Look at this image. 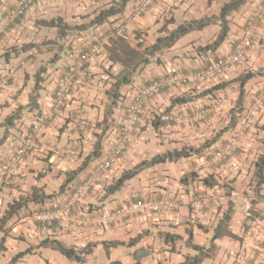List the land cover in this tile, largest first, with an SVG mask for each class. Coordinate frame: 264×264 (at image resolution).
<instances>
[{
	"label": "crops",
	"instance_id": "crops-1",
	"mask_svg": "<svg viewBox=\"0 0 264 264\" xmlns=\"http://www.w3.org/2000/svg\"><path fill=\"white\" fill-rule=\"evenodd\" d=\"M138 1L132 0L122 15L110 18L103 25L80 32L73 39L72 50L66 47V40L63 39L58 46L48 45L49 39H55L58 36L57 29L40 26L36 24V21L62 16L64 20L72 24L82 20L83 15L89 13L93 15L94 11L108 5L106 0H39L24 17L1 34L0 75H9L11 82L0 93V127L3 130L6 129L5 132L8 135L5 142L0 145V161L8 158L11 151L13 152L17 147H14V144L10 149L6 146L11 136L17 138L20 145L32 134L40 148L24 158L19 174L12 177L2 176L0 217L13 200L30 194L34 188L40 192L55 195L43 204L29 203L16 217L22 223L13 227L9 224L7 235L0 232V242L3 240V247H0V264H180L187 254L195 253L186 244L189 236L194 243L200 245L208 246L211 243L214 227L227 207L223 200H227V203L232 201L234 204L231 229L241 239L236 240L228 236L216 239V255L205 259L202 264H251L256 252L255 246L262 240L264 233V217L250 222L248 231L244 228L252 198L248 200L242 196L233 197L221 192L213 194L216 189L204 186L199 178L188 184L178 182L183 175L178 177L176 173L184 174L192 170L203 172L204 169L200 166L206 164V155L209 154L207 151V154L201 157L193 156L178 162L162 163L148 168L113 194L107 195L106 189L122 172L144 159H150L149 154H146L149 152L147 145L144 141L141 143L139 138L152 128L158 136L156 142L152 141V149H155L152 155L181 148L183 144L195 147L215 137L217 139L213 148L217 150L225 145L234 129L229 128L228 124L240 96V79L249 71L253 74L244 85V108L251 107L264 94V73L260 71L264 68V49L255 42L258 37L260 40L264 33V24L261 25L243 65L228 69L216 82L167 88L156 98L146 102L132 124L127 151L112 170L97 173L96 163L108 151L114 140V134L107 138L108 129L104 133L100 126L89 130V127L80 124V120L89 119L93 122L92 125L106 118L108 123L112 120L121 122L125 115L126 101L131 100L138 89L153 78L178 70L194 72L203 68L209 60L229 53L237 38L243 34V25L247 18L246 15H240L244 13L246 3L233 14L230 33L224 44L216 51L199 50V47L208 43L213 35L214 38L217 36L220 30V7L227 0H212L211 3L209 0H154L142 16H135L133 11ZM16 2L17 0H0V15ZM165 16H173L176 23L205 16H214V18L211 25L185 35L172 48L162 52L159 55L161 62L152 60L145 66L135 76L131 85L122 88L125 102H119L108 115L109 97L106 91L114 81L109 73L117 74L123 68L120 62H114L112 56H109V46L112 37L116 35L117 28L123 25L127 29V38L132 46H137L139 41H145L149 45L160 34ZM98 39L106 43L104 56L92 61L82 73L74 76L73 92L67 100L63 102L56 100L55 91L64 69L75 62L81 50ZM26 43L40 44V50L37 47L21 53L12 50ZM50 53L53 54L52 57ZM39 71L42 78L35 100L36 106L33 107L30 97L34 93L36 74ZM257 71L260 73L257 74ZM220 82L226 85L219 89L213 87ZM181 95L200 96L193 101L171 106L172 98ZM218 99H221L220 103H217ZM203 108L210 109L209 113L202 121H195L194 115ZM165 111L182 114L185 122L181 125L159 124V127L155 128L153 117ZM39 113H45L48 116V122L41 130L35 132L32 125ZM9 116H13L10 124L6 123ZM252 120L263 123L264 108ZM250 127L253 126L250 125ZM249 128L240 138L233 160L243 156L245 148L240 141L247 138ZM99 135L102 139V156L91 161L62 189L67 173L82 165L86 156L93 151ZM2 136L0 132V138ZM187 160L194 163L190 164ZM240 161H235L237 168H240L238 166ZM182 163L187 164L182 166ZM215 164L216 167L223 168L233 166L234 162L230 159L221 163L215 162ZM221 171H214L217 178L218 175L225 176L229 170L219 173ZM209 172L213 173V171ZM204 175L206 173H202L200 177ZM169 176L173 178H168ZM88 179L95 181V188L77 203L75 207L77 215L86 213L89 208V213L95 217L103 210L115 208L137 198L171 197L175 200L176 206L171 210L138 215L130 221L116 222L107 230L98 229L92 224L78 228L72 222L52 227L27 222L33 210L50 207L54 203H64L68 199L69 186ZM175 179H177V185L172 184ZM199 195L205 198V205L198 221L192 222L189 217L190 203ZM166 233L177 234L181 238L168 243L164 238ZM47 236L58 237L66 245L77 249L92 243L93 252L87 256L84 263L70 260L58 250L38 247L40 241ZM136 237L139 238L129 244ZM116 240L125 244L111 248L107 252L103 243ZM25 245H27L26 248H24ZM26 249H30L31 252L16 258L12 263L13 257ZM174 254L178 257L175 258Z\"/></svg>",
	"mask_w": 264,
	"mask_h": 264
},
{
	"label": "trees",
	"instance_id": "trees-1",
	"mask_svg": "<svg viewBox=\"0 0 264 264\" xmlns=\"http://www.w3.org/2000/svg\"><path fill=\"white\" fill-rule=\"evenodd\" d=\"M131 1L132 0H111L108 3V5H106L103 8H100L98 11H95L93 15H84L83 17L85 18L89 17V21L87 22L74 23L72 25L66 20H64L62 16H57V17H53L50 19H38L36 21V24L40 26L56 28L58 37L60 39L65 40L70 35L79 34L80 32L88 30L91 27L103 25L106 22H108L110 18L122 15L125 12L127 5ZM247 1L248 0H227L222 3L220 7V11H219L220 30L213 41H210L206 43L205 45L200 46L199 50L216 51L224 44V42L228 39V36L230 33L231 22H232L231 18L233 14L236 13L243 5H245ZM209 2L211 3L212 0H209ZM213 18L214 16L213 17L205 16L201 18H192L190 20H185V21L176 23V19L173 16H165L164 24L160 28V34L149 45L146 44L145 41H139L137 46H132L128 41L126 28L123 34H118L117 32H115L116 35L112 37L111 45L109 46V50H110L109 56L110 57L112 56V59L114 60V62H120L123 68L117 74L109 73V76L112 77L114 81H112L111 87L107 89L106 91L109 97L107 114L109 115L112 112L113 108L116 107L119 102H125L124 101L125 97H124V94L122 93V88L124 86L131 85L134 82L135 76L140 71H142L145 68V66L150 64L152 60L161 62L159 55L162 52L172 48L177 43V41L180 38L184 37L185 35L193 31L202 30L206 28L207 26L211 25L213 22ZM18 20L14 24H16ZM243 26H245V23ZM258 40H259V37H258ZM98 42H100L99 39L91 43L90 46L84 48L80 52L89 50L92 47V45ZM39 46L40 44H37V43H26V44L21 45L19 48H14L12 50L14 52L16 51L17 53H21L31 48H36ZM105 46H104L103 54L98 56L96 59L104 56V52H106ZM89 64L86 65L85 69L88 67ZM173 72H170L163 76L170 75ZM249 76L250 75H245L240 79L241 80V92L237 100V103L233 108V112L231 113V120L228 124L229 128H235V129L237 128L239 119L242 113L244 112L243 110L244 93L243 92H244V85L246 81L248 80ZM41 78H42L41 71H39L36 74V84H35L34 91H33L34 93H32L30 97L31 105L33 107L36 106L35 100L38 95L37 93L40 90ZM225 85L226 83L220 82L214 85L213 87L219 89V88L224 87ZM198 96L200 95H194V96H182L181 95V96L173 97L171 106H174L176 104H184V103L193 101ZM236 107H237V110H235ZM171 112L172 111H165L161 114L171 113ZM175 113H178V112H175ZM161 114L155 115L153 117V123H154L155 128H158L159 124H173V125L182 124V123H177V122L162 121L160 118ZM125 116L126 115H124V119H125ZM12 118L13 116H9L6 120V123L10 124L12 122ZM106 119L101 122H96L95 126L96 127L100 126L103 133L108 129L107 138H110V135L113 133L114 140H115L116 132L118 131L120 123L124 119L121 122H116V120H112L110 123L106 122ZM7 138H8V135H7V132H5L3 136L0 138V145H2ZM216 139L217 137L213 139H209L199 144L197 147L182 146L181 148L169 149L165 152L157 153L153 155L150 159H144L140 161L139 163H137L134 167L122 172L115 180H113V182L107 187L106 194L107 195L113 194L121 190L128 181L136 177L142 171L148 168H151L157 164L178 162L182 159H186V158L193 157V156L201 157L206 153V151H209L210 149H213L215 151L216 149L213 148V144L216 142ZM114 140L112 141V143L114 142ZM129 141L130 140H128L127 145H129ZM127 145L125 149H127ZM101 154H102V139H101V136L99 135V138L94 144L93 151L89 155L86 156V158L84 159L80 167L67 173L66 182L62 185L61 188L64 189L67 183L74 180L77 177V175L91 161L99 159L102 156ZM255 176L257 178V188L260 189L264 185V153L255 160ZM196 178H199L202 181L203 185L209 188H215L217 186H220L221 184L218 178L215 175H213V173L200 177V174L196 171H191L190 176L189 175L182 176L180 181L182 183L188 184L190 183V181L192 182ZM82 182L74 183L73 185L69 186L68 199L66 201H68L71 198L75 187L81 184ZM225 186H226L225 184H222V187L225 188ZM228 194L231 195L232 191H229ZM54 195L55 194H46L44 192H40L37 188H34L30 194L26 196H21L20 199L13 200L12 203H10L7 209L5 210L4 214L0 217V232H3L4 234L7 235L9 232V228H10L9 222L14 217H17L19 213L29 203L43 204L48 199H51ZM60 204L62 203H54L50 207H43L40 209H50ZM76 212H77L76 208H74V214H77ZM86 212H90V209L88 208ZM233 214H234V204L232 201H229L228 206L224 210L222 217L218 221L217 225L214 227L212 240L208 246L194 243L191 239V236H189L186 241V244L187 246L192 248L195 251V253L187 254L185 256V260L180 264H202L205 259L213 258L217 252V245L215 243V240L218 238L228 236L236 240L241 239V237L235 234L231 229V221L233 218ZM262 217H264V214H261L260 210L256 208V205L252 203L248 209L247 219L255 220L257 218H262ZM247 219H246V222H247ZM36 224L47 226V227H52V226L58 225L59 223H52V224L36 223ZM138 238L139 237H136L133 241H130L129 244H132ZM164 238L166 242L172 243L176 239L181 238V236L177 234H173V233H166L164 235ZM103 244H104L106 251L109 252L111 248L118 247L119 245H123L125 243L122 241L116 240V241H105ZM1 246L3 247V240L2 242H0V247ZM93 246L94 245L92 243H89L85 247L77 249L73 246L66 245L58 237H51V236H47L43 238L38 244V247L52 248V249L58 250L60 253H62L64 256H66L70 260H75V261L82 262V263L86 261L88 255L92 254ZM30 252H31L30 249H26L25 251L16 254L12 259V263L15 261L16 258L20 256H24Z\"/></svg>",
	"mask_w": 264,
	"mask_h": 264
},
{
	"label": "built area",
	"instance_id": "built-area-1",
	"mask_svg": "<svg viewBox=\"0 0 264 264\" xmlns=\"http://www.w3.org/2000/svg\"><path fill=\"white\" fill-rule=\"evenodd\" d=\"M39 0H17L15 5L8 8L0 15V36L10 25L18 19L24 17L26 13ZM154 0H139L134 8L133 14L141 16L148 10ZM264 24V5L256 8L246 19L243 34L237 38L231 51L227 54H221L208 61L203 68L194 72L175 71L170 75L156 77L149 83L143 85L133 95L131 100L126 101L125 119L120 123L116 132L115 140L108 148L106 154L96 163V172L104 173L112 170L120 159L128 143L132 124L142 111L144 105L149 100L156 98L163 90L176 86H197L201 84L213 83L221 77L230 68L243 65L249 49L254 45L261 25ZM116 32L123 34L125 27L120 25ZM105 42H98L87 50L80 52L75 62L70 64L63 71V76L55 91V99L58 101L67 100L73 92L72 79L75 75L82 73L87 64L96 60L103 54ZM11 82V77L7 74L0 75V93L6 89ZM221 99L217 100L220 103ZM264 108V94L256 102L242 113L237 128L229 137L224 146L214 151V160L217 163L225 162L234 156L237 144L250 126L252 119L261 113ZM210 109L203 108L194 115L195 121H202L209 113ZM162 121L184 123L185 117L182 114L171 112L160 115ZM48 122V116L45 113H39L32 125L33 131L37 132ZM80 124L89 127L92 122L89 119H81ZM40 148L39 143L32 134L26 137L16 149L9 154L8 158L0 161V190L3 182L2 176L12 177L20 173L21 165L25 157L31 155ZM95 188V181L88 179L75 187L71 198L50 209H36L27 218L29 223L64 224L72 222L78 228H84L90 224L101 230L109 229L114 223L120 221H130L135 216L147 215L149 213H158L163 210L175 208V200L171 197L162 199L139 198L124 202L115 208L103 210L97 216H92L89 212H83L79 215L74 214V208L78 201ZM205 198L202 195L195 197L190 203V220L196 222L199 219ZM264 232V229H263ZM255 255L251 264H264V233L262 240L255 246Z\"/></svg>",
	"mask_w": 264,
	"mask_h": 264
},
{
	"label": "rangeland",
	"instance_id": "rangeland-1",
	"mask_svg": "<svg viewBox=\"0 0 264 264\" xmlns=\"http://www.w3.org/2000/svg\"><path fill=\"white\" fill-rule=\"evenodd\" d=\"M106 3H109L111 0H106ZM208 1V0H206ZM260 5H264V0H248L247 1V5L246 8L244 9V13L240 14L241 16L246 15V17H248L256 8H258ZM95 12V11H94ZM93 12V13H94ZM86 15H91V13L86 14ZM84 16V15H83ZM82 16V20L77 21V22H73L72 25L74 23H81V22H87L89 21V17H83ZM79 34H73L70 35L68 38H66V47H70L71 50L73 49V47L71 46V44L73 43V39ZM212 36V34L210 35ZM214 35L208 40L209 41H213ZM47 41V40H46ZM60 41H62V39H60L58 36L55 37V39H49L48 40V45L52 44L54 46H58L60 44ZM256 44H258V46L261 49H264V33L261 35L260 40H256L255 41ZM37 49L40 50L39 47H37ZM56 49V48H55ZM50 56L53 54L50 53ZM51 56V57H52ZM55 56V55H54ZM260 71H263L264 73V68ZM260 71H257L256 73L259 74ZM246 75H253L251 74V71H249L248 73H246ZM164 91V90H163ZM246 108H243V110H245ZM235 110H237V107L235 108ZM257 121V122H255ZM93 123V122H92ZM251 126L249 128L248 131V135L247 138L244 140H241L240 142L242 143V147L245 148L244 152H243V156L238 159L240 162L238 164V166L240 168H237L235 165V163L238 161L236 160V158L233 160V158L235 157V153L234 156L232 157V161L234 162L233 166L231 167H216L215 164V160H214V150L210 149L209 151H207L206 159L205 162L206 164H202L201 169H204L202 173H206L207 174H211L209 171H213V175H215L214 171H224L226 169H228L229 171H227V174L225 176H221L218 175V180L221 183L220 186L215 187V191L213 192V194H218V193H227L229 191H232L231 196L233 197H238V196H242L244 198H247L248 200H251L250 198H252L250 203H254L256 205V208L260 210L261 214H264V185L258 189L257 188V178L255 176V160L264 153V122L263 123H259V120H252L250 123ZM95 128V122L93 125L89 126V130L92 128ZM152 128V127H151ZM151 131L146 132L144 136H141L139 138L140 142L142 143L143 141L145 142V144L147 145L149 152H147L146 154H149V157L151 158L153 155V153L155 152V149H152L153 146V142L152 141H157L158 136L156 135V131L152 128L150 129ZM235 128L232 129V133L234 132ZM6 129L3 130L2 127H0V132L5 133ZM15 132V131H13ZM17 138L15 139L14 137L11 136V139L6 143V146L10 148H13L19 145V140H17ZM18 142V143H17ZM178 142V141H175ZM14 144V145H13ZM13 145V146H12ZM199 145V144H198ZM198 145H196L195 147H197ZM238 145V144H237ZM182 146H188L187 144H183ZM128 148V145H127ZM159 148V147H158ZM127 149L124 150V152H126ZM190 160H187V162H189ZM236 161V162H235ZM190 164H193L194 162H189ZM187 163H182V166L186 165ZM196 164V163H195ZM176 169H179V166H176ZM170 171V170H169ZM192 171H196L198 172V170H192ZM219 172V173H222ZM190 172H185L184 174L181 173H176V175H189L190 176ZM199 173V172H198ZM202 173H199L200 175H202ZM226 173V172H224ZM19 174V173H18ZM172 174V173H171ZM175 174V173H174ZM205 176V175H204ZM168 178H173L171 176H169ZM180 181V179L178 180V182ZM181 182V181H180ZM176 184L177 185V179H175V182H172V184ZM222 184H225V188L222 187ZM223 188V189H222ZM217 191V192H216ZM220 195V194H219ZM225 205L228 206L227 200H223ZM249 202V201H248ZM227 203V204H226ZM258 219V218H257ZM255 219V221L257 220ZM198 221V220H197ZM248 223L246 222L244 224V228L248 231V229L250 228V222L254 221V220H248ZM20 223V219L14 217L10 222V226H17ZM27 245H25L24 248H26ZM174 257L177 258V254H174ZM209 262V260H207Z\"/></svg>",
	"mask_w": 264,
	"mask_h": 264
}]
</instances>
